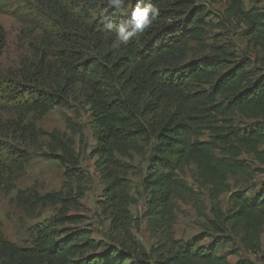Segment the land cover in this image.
<instances>
[{"label": "trees", "instance_id": "1", "mask_svg": "<svg viewBox=\"0 0 264 264\" xmlns=\"http://www.w3.org/2000/svg\"><path fill=\"white\" fill-rule=\"evenodd\" d=\"M138 2L157 7L159 16L143 34L112 49L115 26L131 21ZM225 3V15L244 27L248 42L261 44L264 14L245 11L240 0ZM28 4L23 1L14 17L38 35L28 43L29 56L0 74V194L14 191L31 162L27 147L39 144L46 159L63 168L65 179L83 177L70 140L35 125L56 108L77 105L87 115L94 143L90 156L102 183L96 205L108 226L102 239L94 240L78 227L83 218L62 214L15 245L0 223V264H230L216 254L226 244L236 245L233 254L241 250L264 264V67L221 49L188 59V42L203 37L206 27L204 7L189 0H128L120 9L103 0ZM4 48L0 29V58ZM67 127L84 148L80 126ZM205 133L208 139L199 140ZM139 144L150 151L140 196L141 220L155 240L149 249L134 236L139 222L129 210L138 203L128 176ZM190 165L198 189L216 206L225 195L228 209L211 210L214 218L206 223L214 236L204 231L176 240L172 200L196 197L179 177ZM23 193L14 198L19 206L51 202L49 196ZM76 194L68 202L74 207L83 192L77 188Z\"/></svg>", "mask_w": 264, "mask_h": 264}, {"label": "rangeland", "instance_id": "2", "mask_svg": "<svg viewBox=\"0 0 264 264\" xmlns=\"http://www.w3.org/2000/svg\"><path fill=\"white\" fill-rule=\"evenodd\" d=\"M23 1L30 5L35 0H0V29L5 36V48L0 58V74L16 69L20 60L29 56L28 43L38 35V31L25 27L14 14ZM195 5L203 6L206 17L205 31L203 37H197L188 42L190 53L188 59H198L204 56L217 55L218 50L233 52L236 56L252 58L258 68L264 67V36L260 37L261 44L248 42L243 35L244 27L229 19L224 11L225 0H189ZM245 11L254 8L264 14V0H240ZM30 7V6H27ZM25 10L22 17H27ZM202 85L203 91H208L209 86ZM221 99L218 98L219 102ZM1 115V113H0ZM7 116H3L6 118ZM35 125L46 133L59 132L67 137L77 153L83 177L80 179L67 180L63 175V168L58 162L48 160L45 157L46 148L41 144L27 147L31 154V162L26 167L25 173L14 183V191L6 196L0 194V223L5 238L15 244L21 245L27 241L30 231L38 225L51 223L54 218L68 216H79L83 218L78 225L81 229L91 232V238L101 240L102 233L106 231L108 223L103 220L98 209L97 201L102 192V183L95 168V158L90 156L94 146L91 133L88 129L86 113L77 105L56 108L47 114ZM80 126L85 138V147L81 148L78 143V136L72 134L67 126ZM205 133L199 140H207ZM150 151L143 149L139 144L136 152L131 154L130 164L133 166V173L128 176L131 187V194L137 198L138 203L129 208L133 218L139 222L138 227L133 229V234L146 249L155 243L146 232L145 223L141 220L143 212V201L141 199V182L145 175ZM179 177L196 193V197L184 196L183 199L176 197L172 200L173 217L172 234L176 240H190L202 232L213 233L208 229L207 219L214 218L211 210L226 212L228 209L226 196L220 198L218 206L207 199L206 191L199 190L197 185V171L194 165L187 166L180 173ZM77 188L83 192L82 198L77 206L68 202L76 198ZM18 192H24L22 196L28 197L37 194L39 197L49 196L51 202L39 205L19 206L14 202ZM195 198V200H191ZM214 236V235H213ZM209 239L201 242L207 244ZM237 247L233 244H226L216 251L217 255L225 256L230 264L236 263L239 259H248L254 264H262L252 254L241 250L232 253Z\"/></svg>", "mask_w": 264, "mask_h": 264}, {"label": "clouds", "instance_id": "3", "mask_svg": "<svg viewBox=\"0 0 264 264\" xmlns=\"http://www.w3.org/2000/svg\"><path fill=\"white\" fill-rule=\"evenodd\" d=\"M108 8L120 9L128 0H103ZM159 16V9L153 5L141 7L140 2L131 13V21L123 22L115 26V39L110 47L118 50L122 45H127L130 38L138 33L143 34L148 30ZM111 27V25H110Z\"/></svg>", "mask_w": 264, "mask_h": 264}]
</instances>
